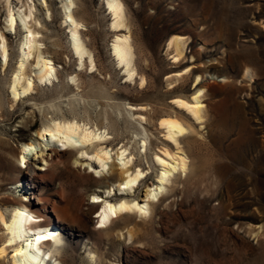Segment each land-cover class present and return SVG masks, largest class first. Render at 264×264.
Instances as JSON below:
<instances>
[{
  "label": "rangeland",
  "instance_id": "rangeland-1",
  "mask_svg": "<svg viewBox=\"0 0 264 264\" xmlns=\"http://www.w3.org/2000/svg\"><path fill=\"white\" fill-rule=\"evenodd\" d=\"M45 1L51 15L38 0H22L35 6L42 49L54 62L58 77L52 84L35 82L30 93L14 101L9 83L25 32L18 24L13 32L5 28L6 4L0 0V32L9 53L8 66L0 65V210L7 213L13 199L24 197L35 207L47 204L51 220L62 230L54 249L61 264H95L96 258L101 264H264V0H122L137 71L145 78L141 87L138 81H126L112 55L116 32L110 28L106 0H74L83 41L97 66L93 72L84 68L79 74L83 97L66 87L67 74L76 72L77 66L62 0ZM22 2L10 0L11 8H22ZM175 35L186 40L179 62H173L172 48H167L168 39ZM186 67L187 73L171 83L175 73ZM112 90L117 97L111 100L125 106L146 105V111L136 110L132 117L116 115L100 97ZM199 91L205 108L202 122L172 102L174 97L189 100ZM70 106L83 119L86 110L90 123L99 127L106 125L102 117L107 113L118 129L108 126L109 137L87 143L83 148L87 153L80 152L81 145H70L64 148L68 153L57 159L51 150L58 149L60 142L36 132L55 110L69 116ZM139 113L147 119L141 124L135 121ZM173 113L189 121L187 133L178 136L188 159L187 173L170 175L160 199H152V211L144 218L136 211H125L101 227L97 221L101 209L90 206L97 207L102 198L140 200L146 184L158 181L161 165L155 154L176 150L158 121ZM141 128L146 133L136 134ZM142 135L148 146L145 151L137 145ZM35 139L40 144L35 141L22 164L18 160L22 147ZM97 142L111 149L110 163H116L115 152L128 145L134 165L145 173L140 183L120 192L116 165L113 177L107 167L93 176L100 168L91 155ZM108 186L113 187L110 195L105 193ZM92 192L101 195L100 201L93 200ZM80 199L87 217L58 223L50 211L52 202L66 205L73 216ZM127 226H132L131 238ZM3 229L0 221V244ZM89 249L95 251V259H90ZM12 253L10 246L5 257L0 256V264H11ZM46 261L53 264V257Z\"/></svg>",
  "mask_w": 264,
  "mask_h": 264
},
{
  "label": "bare ground",
  "instance_id": "bare-ground-1",
  "mask_svg": "<svg viewBox=\"0 0 264 264\" xmlns=\"http://www.w3.org/2000/svg\"><path fill=\"white\" fill-rule=\"evenodd\" d=\"M3 1L6 4L7 10L5 15V28L13 32L18 24L25 32L20 46L19 59L17 60V64L9 83V87H11V98L15 101L18 97L30 93L36 86L35 82L52 84L58 76L56 74L54 62L42 49L43 42L39 38L40 30L37 27L38 18L34 14V4L29 2L24 3L22 0H18V2H22L20 6L23 7L18 10H13L10 5V0ZM38 1L44 6L46 15H51L46 7L47 2L45 0ZM74 4V0H62V11L64 21L68 27L69 44L75 55L77 66L75 68L76 72L67 74L66 87L75 90L74 96L79 94L78 97H83V94L81 93L83 90V82L81 83L79 74L82 73V69L84 68H89V72H93L97 66L90 48L86 46L84 42L85 40L83 41L82 23L73 11ZM106 9H108L112 16L110 28L116 32L115 38L112 42V55L116 59L117 64L123 69L126 81L128 83L138 81V85L141 87L145 83V78L137 71L135 49L132 42L133 38H131V31L126 20L127 17L124 12L125 8L123 2L122 0H106ZM185 42L186 40L182 35H175L168 39L167 48H172L170 58L173 59V62H179L181 59L185 49ZM8 64L9 53L7 40L4 34L0 32V65L4 68L7 67ZM188 68L189 67L184 68L183 72L177 71L171 78V83L178 81L182 74L187 73ZM60 96L61 95H59L58 98ZM100 97L106 100L104 105L111 107L116 115L125 113L127 116L132 117L133 114H136V110L146 111L147 109L146 105L143 106L129 103L125 106L126 103L124 102H115L114 100H111L110 98L117 97L114 90L109 91L108 95H102ZM200 98L201 95L199 91L198 93L195 92L189 100L181 97H174L172 98V102L178 109L186 111L194 121L202 122L205 108L203 101ZM94 99L97 100V97H94ZM56 111L57 113H54V116H51L48 119L47 124H45L42 129L38 130L36 135H39V137H47V135L50 134V141L57 139L60 142L58 149L55 148L51 150L57 156V159L68 153L64 148L67 146L69 148L70 145H81L79 148L80 152L82 154L87 153L86 149L83 150V148L88 146H85L87 143H91L94 140H106L109 137L107 127L111 126L114 128L117 125L115 122L109 120L107 113H104L102 117L103 120L107 121L106 125L99 127L98 123H90V117L86 110L84 111L86 113V119L80 118L72 106L69 107V116L59 115L58 110H55L54 112ZM180 116L182 117V115ZM180 116L173 113L163 115L159 118L158 125L164 129V134L174 143L176 150L171 152V150L163 149L162 151L164 155L155 154L154 159L160 163L161 171L158 174V181L155 185H153L154 183L146 184L144 197L140 200H137L136 197L126 199V196L118 197V199L113 198V200L102 198V202L97 207H89L91 210L95 208L96 211L101 209L99 210V218L97 220L101 227L109 226L114 221V218L122 217L121 214L125 211H136V213L139 214V217L143 216L144 218L151 213L153 207L152 199L153 197L159 198L164 184L169 180L170 175H174L176 171H179L182 174L186 172L188 169V159L186 153H184L185 151L183 152L182 148L179 146L178 136H183L185 132L187 133V123L189 121L186 123V121L183 120L186 117H182V119ZM145 119V116L140 113L136 117V120L134 118L139 124ZM137 130L136 134L146 133H144L143 129ZM144 136L142 135V140L140 139L141 141L138 140L139 143H137V145L139 151H145V147L147 146L146 137ZM38 139L29 141L22 147L21 156L18 159L22 164H25L27 153L32 151V148H35V141ZM48 140L49 138H46L47 142ZM103 142L104 141H102V144ZM38 144H40L39 140ZM127 146L124 145L119 148V151L115 152V158L118 162L117 160L112 161L116 163H110V159L114 157V155L112 156L111 149L106 146L98 144L97 142V144H94L91 149V155L96 159V162H98L97 165L100 166L98 170L96 169V175H92L95 177L101 175L107 167L110 170L108 171L111 172L110 177H113L114 169H116L113 168V166H118L119 172H117L119 175L116 180V187L120 192L131 190L139 184L142 177L145 176L144 170L139 166L134 165L133 153L131 151L128 152ZM43 159L44 158H42V160ZM41 170L43 169L40 168V171ZM21 171L22 167H20V172ZM110 177H103L102 179L109 180ZM125 185H128V187H125ZM112 190L113 187L110 188L108 186L105 189L106 195H110ZM91 195L97 198L95 201H100V194L92 192ZM37 203L42 204L40 198H38ZM75 204L73 216L70 215L69 209L66 205L60 206L54 202H52L50 211L54 213L58 223H64L68 219L72 221L84 220L85 217H87V214L82 209V200H78ZM109 205H111V208L108 207ZM5 210H0V221L4 226L3 240L0 244V256L5 257L7 248L11 246L13 251L10 256L11 264H46V259L50 256L53 257V264H61V261L55 257L54 251L56 250L54 249L57 248V243H60L61 241L60 234L62 230L59 231L61 227L58 224L53 223L51 220V216L47 212V204L35 207L31 201L27 200V197H24L13 199L11 201V207L7 213ZM113 212H115V215H113ZM34 217H36V220L44 218L43 222L36 223ZM125 226L126 225H124L123 228ZM130 227L127 226L126 229L129 238H131L130 235L133 230ZM111 229L113 228H108L109 231H111ZM96 231L100 232L101 230L96 229ZM94 254L95 251L89 249L90 259H95ZM95 264H101L99 258H96Z\"/></svg>",
  "mask_w": 264,
  "mask_h": 264
},
{
  "label": "snow or ice",
  "instance_id": "snow-or-ice-1",
  "mask_svg": "<svg viewBox=\"0 0 264 264\" xmlns=\"http://www.w3.org/2000/svg\"><path fill=\"white\" fill-rule=\"evenodd\" d=\"M125 187H128V185H125ZM155 198V197H153ZM93 200H96V197H93ZM109 208H111V205L108 206ZM113 215H115V212H113Z\"/></svg>",
  "mask_w": 264,
  "mask_h": 264
}]
</instances>
